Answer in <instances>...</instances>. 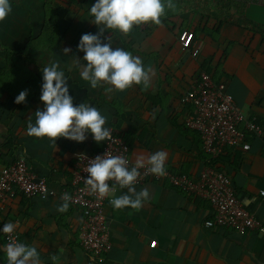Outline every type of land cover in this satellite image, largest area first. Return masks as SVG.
Listing matches in <instances>:
<instances>
[{"label": "crops", "instance_id": "0c3cea01", "mask_svg": "<svg viewBox=\"0 0 264 264\" xmlns=\"http://www.w3.org/2000/svg\"><path fill=\"white\" fill-rule=\"evenodd\" d=\"M96 0H10L11 12L0 21V168L23 156L29 170L44 177L59 191L66 183L75 157L92 153L102 144L91 133L75 142L27 134L35 111L43 110L42 70L59 64L74 105L85 103L106 117L105 127L122 136L134 161L137 154L167 153L166 168L196 176L207 159L198 135L183 124L187 105L181 96L200 71L224 82L245 116L262 128L264 137V0H174L161 25L143 24L124 35L107 30L113 48L120 47L151 67L150 86L133 85L124 91L92 88L71 64L84 53L77 51L80 37L96 34L90 8ZM191 31L202 49L192 56L182 49L180 31ZM70 52L64 55L62 49ZM84 61L81 60V64ZM26 101L14 103L21 91ZM247 150L228 148L213 160L231 179L236 196L264 225V148L261 137H249ZM150 196L139 210L104 206L111 248L102 264H264V230L237 233L206 229L209 203L170 185L150 180L135 185ZM116 188L114 197L126 194ZM57 196L0 200V229L16 227L22 243L35 246L42 264H86L87 255L77 243L80 214ZM154 246H150L151 241ZM7 243L0 233V264H7ZM55 255L57 259L52 260Z\"/></svg>", "mask_w": 264, "mask_h": 264}, {"label": "clouds", "instance_id": "9594fccd", "mask_svg": "<svg viewBox=\"0 0 264 264\" xmlns=\"http://www.w3.org/2000/svg\"><path fill=\"white\" fill-rule=\"evenodd\" d=\"M166 9H176L174 0H96L90 8V15L94 18L91 23L99 30L96 34L86 33L80 37L77 51L83 52L84 56L82 59L74 56L71 64L80 70V77L94 89L106 85L105 91L112 92L143 85L147 90L151 81V67L146 68L141 58L131 52L120 47L113 48L110 37L107 42H102L101 38L107 30H117L127 35L137 25H161ZM11 10L10 0H0V21H4ZM62 52L68 55L70 49L64 48ZM58 69L59 64L53 63L42 70L43 83L39 99L44 107L43 110L35 111L34 123L29 120L27 134L35 138H48L55 148L58 138L79 143L87 139L86 133H91L98 144L111 141L112 131L105 127L106 117L88 104L74 105L64 72ZM27 94V90L21 91L14 103H24ZM87 160L85 172L88 176L84 182L91 193L100 198L113 194L116 188H110L109 181L121 189H127L126 194L110 199V204L116 210L126 207L139 210L148 200L150 193L147 188L140 191L135 188L141 169L145 174L166 175L167 153L163 150L148 155L137 154L131 167L127 158L107 152ZM61 200L63 202L57 211L63 213L68 210L71 197L65 193ZM15 228V224L6 223L0 230L9 236L4 249L7 264H42L35 246L12 239ZM51 258L53 261L57 259L55 255Z\"/></svg>", "mask_w": 264, "mask_h": 264}, {"label": "built area", "instance_id": "2783aa9c", "mask_svg": "<svg viewBox=\"0 0 264 264\" xmlns=\"http://www.w3.org/2000/svg\"><path fill=\"white\" fill-rule=\"evenodd\" d=\"M178 40L182 49L188 50L192 56H196L202 49V40L193 42L191 31H181ZM181 102L188 108L183 124L198 135L201 150L207 155V159L196 176L166 168V175L160 177L145 174L141 169V176L136 185L150 180L165 179L173 187L206 200L211 209V216L203 223L206 229H230L237 233L264 230L262 222L255 218L236 196L230 177L211 164L212 160L228 148L249 149L248 138L252 136L261 137L264 148L262 128L249 120L240 110L224 82L214 81L203 70L197 74L190 89L181 96ZM106 152L127 158L129 167L134 162L126 140L112 132V140L102 142L96 151L76 155L67 183L59 191H56L46 178L35 176L29 170L25 158L19 156L0 168V200L13 198L17 194L26 198L57 196L61 200V197L67 193L71 197L69 205L76 207L80 214L77 243L87 255L86 264H102L111 248L103 209L114 195L98 197L88 190L84 179L88 176L85 172L88 166L87 159H94ZM109 186L119 188L113 181H109ZM259 193L264 195L263 190ZM13 224L17 227L20 223ZM2 228L3 226L0 230ZM0 233L5 243H8V234L2 231ZM11 237L16 242L22 243L16 228ZM154 244V240L149 243L150 246Z\"/></svg>", "mask_w": 264, "mask_h": 264}, {"label": "trees", "instance_id": "16d2710c", "mask_svg": "<svg viewBox=\"0 0 264 264\" xmlns=\"http://www.w3.org/2000/svg\"><path fill=\"white\" fill-rule=\"evenodd\" d=\"M181 32V31H180ZM205 72H207V71H205ZM208 74H209V72H207ZM210 75V74H209ZM211 76V75H210ZM212 77V76H211ZM212 79L214 80V81H217V80H215L213 77H212ZM211 164L212 165H214V162H213V160L211 161Z\"/></svg>", "mask_w": 264, "mask_h": 264}]
</instances>
